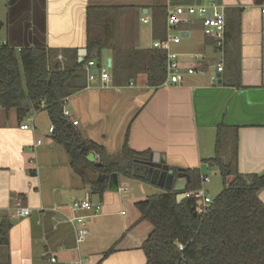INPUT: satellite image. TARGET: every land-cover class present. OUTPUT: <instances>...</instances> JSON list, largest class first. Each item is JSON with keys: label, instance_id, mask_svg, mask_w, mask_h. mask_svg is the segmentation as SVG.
I'll return each instance as SVG.
<instances>
[{"label": "crops", "instance_id": "1", "mask_svg": "<svg viewBox=\"0 0 264 264\" xmlns=\"http://www.w3.org/2000/svg\"><path fill=\"white\" fill-rule=\"evenodd\" d=\"M203 1L5 0L1 41L15 48H76L77 58V48L85 45L87 9L95 25L101 14L108 29L101 64L110 65V80L102 85L98 77L85 79V87L64 103L81 136L108 154H119L127 143L134 150L161 151L169 164L189 168L202 166L201 137L215 129L221 141H228L226 151L236 138L238 171L258 173L264 170V0H217L224 10L242 9L241 86L226 83L223 73L215 84L208 74L198 73L186 74L178 83L148 82L153 61L143 51L168 33L167 8ZM170 31L182 35L170 48L183 65L212 68L218 53L197 18ZM190 53L201 58L194 60ZM63 59L71 61L69 53ZM23 123L28 128L21 129ZM50 126L45 109L31 110L21 119L14 108L0 106V221L11 223L0 242V264H145L141 245L151 227L147 221L136 222L134 204L157 193L148 187L156 185L118 175V190H105L99 197L72 170ZM258 197L264 203V187ZM85 198L99 203L100 211L72 207L74 200ZM17 203L29 208L28 215H14ZM74 217L84 218L87 234L81 242L76 241L81 224Z\"/></svg>", "mask_w": 264, "mask_h": 264}, {"label": "trees", "instance_id": "2", "mask_svg": "<svg viewBox=\"0 0 264 264\" xmlns=\"http://www.w3.org/2000/svg\"><path fill=\"white\" fill-rule=\"evenodd\" d=\"M224 12L222 73L226 83L241 86L239 35L242 9L230 7ZM101 17V14L95 16L94 22H98L95 25L90 9L86 11L87 52L80 63L76 48H15L0 40V106L14 108L21 119L31 110L45 109L52 126V139L67 153L72 170L99 197L107 189L112 172L148 182L133 173L134 157L147 152L138 153L125 143L119 154H108L102 145L83 138L63 114L67 97L86 85L83 68L86 61L92 59L95 67L102 65L108 29L101 24ZM2 26L0 20V30ZM143 52L153 61L148 69V82L158 86L165 78V51L153 48ZM65 53H69L71 61L63 59ZM59 54L60 58L57 57ZM89 152L96 155L100 166L86 158ZM236 152L234 138L227 160L222 158L218 131L214 154L203 159L202 166L184 169L189 175L185 190L201 187L205 175L201 172L203 167L215 166L222 177L223 188L202 213L196 211L193 198L177 201L176 192L171 189H163L135 202L139 212L136 222L151 224L141 245L145 264H264V203L258 197V191L264 187V170L239 172ZM91 173L93 177L89 176ZM10 226V222L0 221V242L6 240ZM179 243L183 245L182 250L177 249ZM112 250L113 247L108 252Z\"/></svg>", "mask_w": 264, "mask_h": 264}, {"label": "built area", "instance_id": "3", "mask_svg": "<svg viewBox=\"0 0 264 264\" xmlns=\"http://www.w3.org/2000/svg\"><path fill=\"white\" fill-rule=\"evenodd\" d=\"M262 19H264V7L260 8ZM192 17L199 20L202 31L205 35L212 38L214 48L218 53V59L213 63L212 68L207 70L204 67H193L190 65H183L179 59V53L171 50L172 44L180 42L182 35L180 33H172L170 30L175 26L188 22ZM142 21L146 22L147 18H141ZM166 28L168 33L162 39L154 40L152 46L156 49L165 51V79L162 85L167 83H178L186 74H208L210 84H215L219 80V75L223 71V48H224V35H225V12L224 5L219 3L217 0H204L198 4L188 5H174L168 7L166 10ZM190 56L194 60H199L201 55L198 53H190ZM94 61L89 59L84 64L85 76L87 80H93L96 77L99 78L102 85H106L107 81L110 80L109 68L110 65L102 64L100 67L94 66ZM93 68L95 72H93ZM63 114L68 116L66 109H63ZM77 120H71L73 125L77 124ZM21 129L28 128L26 123L20 125ZM52 131V126L49 127V133ZM39 142V140H37ZM207 175L202 176V183L207 181ZM185 197L194 199L195 209L198 213H202L206 210L209 204L212 202V198L207 195V192L202 187L195 190H184ZM74 209L90 210L92 214H96L100 211L99 203H92L88 199L74 200L72 202ZM29 213L27 206L20 205L17 203L15 206L14 215L26 216ZM74 219L81 224L76 231V241L81 242L85 239L87 230L82 227L84 224L83 217H74ZM177 249L182 250L183 245L178 244ZM53 260V258H52ZM81 260H77L74 264H80Z\"/></svg>", "mask_w": 264, "mask_h": 264}, {"label": "water", "instance_id": "4", "mask_svg": "<svg viewBox=\"0 0 264 264\" xmlns=\"http://www.w3.org/2000/svg\"><path fill=\"white\" fill-rule=\"evenodd\" d=\"M85 36H86V13H85ZM86 39L85 45L77 48V62H81L86 55ZM95 72V69H93ZM130 147V146H129ZM131 148V147H130ZM132 149V148H131ZM134 150V149H132ZM138 153L147 152L146 155H138L133 159V173L141 176L149 183L154 184L163 189L172 190L176 192V200L180 201L185 198L184 190L186 183L189 180V175L184 171L185 167H179L169 164L166 161V157L161 151H154L152 149L134 150ZM86 158L94 162L96 166H100V162L95 161V155L93 152H89ZM140 166L142 172L137 173V167ZM176 168V172L173 168ZM139 168V167H138ZM193 168V167H189ZM108 191L118 190V173H110L107 181ZM146 262V257H145Z\"/></svg>", "mask_w": 264, "mask_h": 264}, {"label": "rangeland", "instance_id": "5", "mask_svg": "<svg viewBox=\"0 0 264 264\" xmlns=\"http://www.w3.org/2000/svg\"><path fill=\"white\" fill-rule=\"evenodd\" d=\"M5 4H6L5 0H0V19L1 20H3L5 17ZM4 35H5V27H2V29L0 30V40H2V38H5ZM215 136H216V130L214 129V130H207V132H205L203 136L201 137V141H203L202 149H201V156L203 154V157H201L202 160L205 158L211 157L214 154ZM227 147H228V141L222 139V158L224 160H227L229 152L231 150L229 149L228 151H226ZM201 172L207 175L208 177V180L204 181L203 186H204V189H206L207 195L213 199L223 188L222 177L218 169L215 166L209 167V168L203 167L201 168ZM230 179L231 177H228V180ZM148 187H153V189H155L157 192H160L163 190V188L158 187V186L148 185ZM127 191H129V188H127ZM143 197L144 195L142 196V198ZM146 223L147 225L150 224L149 222H146ZM149 226L151 227V224Z\"/></svg>", "mask_w": 264, "mask_h": 264}, {"label": "flooded vegetation", "instance_id": "6", "mask_svg": "<svg viewBox=\"0 0 264 264\" xmlns=\"http://www.w3.org/2000/svg\"><path fill=\"white\" fill-rule=\"evenodd\" d=\"M139 167V168H138ZM137 167V173L140 174L142 172L140 166ZM174 170V169H173ZM176 172V170H174Z\"/></svg>", "mask_w": 264, "mask_h": 264}]
</instances>
